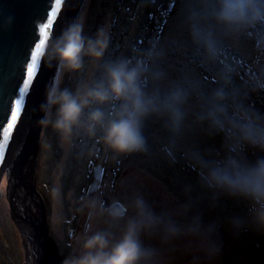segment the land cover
I'll return each instance as SVG.
<instances>
[{"label": "clouds", "instance_id": "1", "mask_svg": "<svg viewBox=\"0 0 264 264\" xmlns=\"http://www.w3.org/2000/svg\"><path fill=\"white\" fill-rule=\"evenodd\" d=\"M179 26L186 39L178 49L188 65L177 74L166 66L174 49L163 38H153L132 56L105 60L108 31L100 28L86 37L77 22L50 47L52 59L70 73L82 72L85 58L98 67L75 88L57 86L48 93L41 123L62 141L82 136L118 156L146 154V129L157 123L163 133L160 151L172 162L179 152L198 171L196 185L184 184V199L172 206L158 207L135 194L123 212L101 208L107 227L83 236L79 251L63 264H168L166 251L178 240L211 264L221 249L222 218L206 220L205 210L221 209L224 199L244 208V214L227 218L233 229L264 232V113L246 103L250 92L264 90V64H254L237 83L242 42L251 40L264 53V0H182ZM193 63L209 69L215 83L192 72ZM200 135L220 136L221 148H202ZM8 183L7 175L0 179V192ZM52 195L55 199L58 189ZM199 260L194 257L192 264Z\"/></svg>", "mask_w": 264, "mask_h": 264}, {"label": "rangeland", "instance_id": "2", "mask_svg": "<svg viewBox=\"0 0 264 264\" xmlns=\"http://www.w3.org/2000/svg\"><path fill=\"white\" fill-rule=\"evenodd\" d=\"M120 1L123 8L118 11L119 0H87L84 19L80 22L86 37L95 36L100 28L108 31L110 47L104 59L129 56V53L139 48L138 39L150 33V38H145L142 45L146 47L153 38L169 41L174 50L170 52L166 66L173 74L185 70L188 57L178 49L179 42L186 39V34L179 26L182 0H166L161 7L158 6L161 0H151L150 4L149 0ZM78 11L80 17L82 11L80 9ZM78 11L74 13L75 19ZM149 11H152L151 27L146 21ZM240 56L241 73H250L254 64H264V53H258L253 48L251 40L242 42ZM190 70L204 82L215 83L209 69L193 63ZM97 73L96 63L88 58H85V67L80 73H70L62 64L56 87L75 88L79 81ZM241 73L237 79L238 84L242 79ZM250 106L262 111L258 105ZM49 134L52 136L53 150L58 154L57 159L54 158L55 162L50 152L46 151L50 143ZM146 135L150 145L149 153L118 156L99 141L77 136L71 143H67L62 141L53 129L51 131L48 126L44 127L39 150L38 186L39 183L45 184L49 197L47 207L49 233L59 246L64 260L79 251L83 236L90 231L107 227L106 217L102 218L99 215L101 208L107 207L110 210L113 203L124 204L135 194H142L158 207L172 206L184 199L182 191L184 184L196 185L198 171L194 166H190L179 152L176 154L175 162H172L160 151L163 136L160 125L150 122ZM218 138L219 136H216L215 146L213 139L203 135L197 137L202 148L211 149L221 148L222 141L220 142ZM54 188L59 191L55 199L52 195ZM198 192L197 188L194 194ZM224 200L230 202V199ZM239 206H241L239 213L235 215L244 214L243 206ZM221 209L214 212L205 210L206 220L217 216L222 218L219 233L221 249L211 264H264V232L249 227L248 232L252 234L254 240L246 244L241 229H233L228 222L227 218L232 215H224L225 210L223 212ZM97 220L102 226L99 227ZM94 224L98 226H93ZM22 242L23 238L10 216L5 190L0 192V264H33L31 255L26 259L27 252ZM145 243L160 246L158 240H145ZM27 247L30 250L31 246ZM196 256L200 257L199 264H209L202 253L194 247H187L185 240L175 241L166 251L168 264H192Z\"/></svg>", "mask_w": 264, "mask_h": 264}, {"label": "water", "instance_id": "3", "mask_svg": "<svg viewBox=\"0 0 264 264\" xmlns=\"http://www.w3.org/2000/svg\"><path fill=\"white\" fill-rule=\"evenodd\" d=\"M82 2L62 0L48 37L39 34L37 38V25L50 14V0H0V179L8 176L10 216L23 238L26 259L31 255L33 264L64 262L49 233L47 204L38 188L37 170L44 106L62 67L52 59L50 47L73 24ZM51 10H56L54 3ZM32 56H36L37 66L29 78ZM18 102L20 110L13 122ZM110 211L123 212V204L113 203Z\"/></svg>", "mask_w": 264, "mask_h": 264}, {"label": "trees", "instance_id": "4", "mask_svg": "<svg viewBox=\"0 0 264 264\" xmlns=\"http://www.w3.org/2000/svg\"><path fill=\"white\" fill-rule=\"evenodd\" d=\"M86 1L87 0H83V2H82V5H81V7H80V10L82 11L81 12V14H80V17H78L79 16V11H78V15H77V17H76V19H75V21L73 22V24L74 23H77V21L78 22H81V20H82V22H83V19H84V10H85V8H86ZM162 1V2H161ZM160 2H159V4H158V6H160L161 7V5L164 3V1H166V0H161ZM150 3H152V1L151 0H149V4ZM120 6V7H119ZM122 2L119 0V3H118V11H120L122 8ZM118 14H119V12H118ZM151 17V18H150ZM146 21L148 22V24L150 25V27H151V23H152V21H153V19H152V11H149V14H148V17L146 18ZM153 29V26H152V28H151V30ZM150 33H148V36L147 35H145L144 36V38H139L138 39V43H139V48H141V47H144L143 45H142V43H144V39L145 38H147V39H149L150 37V35H149ZM138 48V49H139ZM129 53V52H128ZM132 54H133V52H131V53H129V56H132ZM239 61H241V59L239 60ZM248 73H245V72H242L241 73V75H242V79L240 80V81H243L244 79H245V77H246V75H247ZM246 103L247 104H249V105H258L260 108H262V113H264V90H258V91H252V92H250V94H248V96H247V98H246ZM48 129H51V131H52V128H51V126H48ZM50 136H49V139H50V143L48 144V150H46L47 152H50L49 154L50 155H52L51 157L53 158V160H54V158L55 159H57V157H58V154H55V152H54V146H53V144L51 143V138H52V136H51V134H49ZM47 136V135H46ZM221 137L219 136V138H218V140L221 142L222 141V139H220ZM212 141V140H211ZM214 142V143H213ZM213 144L216 146L217 145V141H216V137L213 139ZM46 148V147H45ZM53 162H55V160L53 161ZM42 163H43V159H42ZM39 177L40 176H38V180H39ZM39 182V181H38ZM41 186V187H40ZM39 190H40V192L42 193V195H43V197H44V199H45V201H46V204H47V207H48V205H49V197H48V194H46V192H47V190H46V187H45V184H41L40 185V183H39ZM222 206H225V208L223 209H221L223 212H224V210H225V213H224V215H229V214H231V215H235V214H237V213H239V210H240V208H241V206H239L236 202H234L233 200H231L230 199V202H227V201H222ZM229 226V225H228ZM225 227V226H224ZM249 227H251V226H245V227H243V228H241V235L243 234V239L245 240V238H246V240H245V243L247 244V243H249L250 242V240L251 241H253L254 240V238H252L251 236H252V234H249V232L248 231H250L248 228ZM219 233H220V230H219ZM240 241H242V239L240 240ZM263 242V240L261 241V243Z\"/></svg>", "mask_w": 264, "mask_h": 264}, {"label": "snow or ice", "instance_id": "5", "mask_svg": "<svg viewBox=\"0 0 264 264\" xmlns=\"http://www.w3.org/2000/svg\"><path fill=\"white\" fill-rule=\"evenodd\" d=\"M61 2H62V0H50V9H49L50 14L45 16L44 19L42 21H40V23L37 25V38H39V34H42L44 36V38L48 37L49 29L53 25V21L57 16V12H58L59 8L61 7ZM51 3H54L56 10H51ZM42 47H43V44H41L40 47L36 48L37 54L40 53ZM36 66H37L36 56H32L31 57V67H28V69H27L28 74H29V78H31V75L35 72ZM25 87H27V85H25ZM16 108H17V111L15 114H13V122H15L16 115L19 114V110H20L19 102L17 103ZM11 127L12 126L9 125V130H11ZM2 138L6 139L7 137L5 136Z\"/></svg>", "mask_w": 264, "mask_h": 264}, {"label": "bare ground", "instance_id": "6", "mask_svg": "<svg viewBox=\"0 0 264 264\" xmlns=\"http://www.w3.org/2000/svg\"><path fill=\"white\" fill-rule=\"evenodd\" d=\"M97 223L99 224V227H100L101 222L97 220ZM95 225H97V224H94L93 226H95ZM97 226H98V225H97ZM101 226H102V225H101Z\"/></svg>", "mask_w": 264, "mask_h": 264}]
</instances>
